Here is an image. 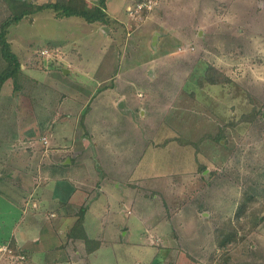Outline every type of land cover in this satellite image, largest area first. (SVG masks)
<instances>
[{"label":"rangeland","instance_id":"rangeland-1","mask_svg":"<svg viewBox=\"0 0 264 264\" xmlns=\"http://www.w3.org/2000/svg\"><path fill=\"white\" fill-rule=\"evenodd\" d=\"M229 1L159 0L135 21L126 10L133 0H105L115 19L111 28L77 16L59 18L51 9L10 28L28 79L26 92L15 91L14 98L12 82L0 92V244L12 238L33 192L15 176L31 142L41 134L60 142L85 140L96 130L94 138L114 134L119 149L105 157L96 148L87 158L104 191L88 195L85 224L92 236L104 233L103 246L88 261L68 249L67 257L56 256L59 264H189V256L214 264L223 251L239 264H264V110L240 131L226 124L247 106L235 86L264 109V0ZM9 14L0 0V21ZM237 29L246 33L240 35L244 46L227 42ZM250 30L259 34L257 43ZM44 44L51 45L49 57L42 54ZM196 62L199 70L187 80ZM208 63L231 83L201 87L197 78ZM6 65L0 55V72ZM220 126H226L222 142L200 141ZM246 190L257 197L239 219L246 229L221 247V233L238 228L235 211ZM6 257L13 258L0 246V264Z\"/></svg>","mask_w":264,"mask_h":264},{"label":"crops","instance_id":"crops-1","mask_svg":"<svg viewBox=\"0 0 264 264\" xmlns=\"http://www.w3.org/2000/svg\"><path fill=\"white\" fill-rule=\"evenodd\" d=\"M229 2L233 3L235 0H230ZM202 12L201 14H206L205 11ZM232 12L235 15V19L240 18L237 16L235 8ZM197 13L199 14V11ZM238 19H236V23L241 24ZM248 33L253 37L250 41L257 43L258 39H260L257 37L259 34H255L253 30H250ZM240 35H246V33L241 29L231 32L227 42L232 44L242 42L243 44H241L244 46L245 41L240 40ZM81 123L85 124V121L83 120ZM118 130H114V133H118ZM95 134L94 136L90 134L85 140H83V135L78 139L77 137H71V140L70 138H64L65 140L63 142L53 137L48 139L47 136L41 134L37 140L31 142L33 145L29 142L31 145L26 148V153H24V162L26 163H23L25 167H21L18 164L15 168V172L18 171L15 173V176L16 179L18 178L17 181H19V184L24 186L28 185L31 189L30 191L33 192L31 197L25 200L22 222L18 223L11 238L13 245L16 247L15 249H17L15 253L18 256L13 257L16 259L14 261L6 257L3 259L2 264H59L60 259L57 258L59 257L58 255L64 253L65 257H67L68 249L75 253L78 251V259L88 258V261L89 255L97 254L101 250L104 242V233L102 232L97 236H92L85 223L87 219L86 212L88 207L86 203L88 195L93 193L94 190L101 193L104 189L100 184V180L97 179L98 176L94 175L90 171L91 168L87 166V162L89 163L87 158L88 156L90 159L93 158V152L96 148H100L98 152L105 157L107 155L106 153L110 156H113L115 153L117 154L119 149L117 145L115 146L113 144L114 139L111 137L114 134H109L112 136L108 135V138H105V136L100 137L107 139L102 141L99 140L100 138H94L95 136L98 137L96 130ZM43 137L47 139L46 143L42 140ZM103 141L104 143H102ZM117 143L119 142L116 138L115 144ZM130 152L132 153L131 148L127 153H123L130 154ZM38 156H40L39 161ZM36 161H38L36 165L38 174L33 175L30 172H35V170H32L31 165L35 166ZM29 162L31 163L29 164ZM107 209L110 210V208ZM79 218L82 220L83 227L79 228L78 231H73V227ZM104 219H107L106 216ZM26 223L30 225L26 227ZM100 223L103 225L102 222ZM60 230L64 231L63 234H65L66 240L64 237H60ZM44 231L45 235L43 238ZM84 235L92 241H95L97 245L91 248L92 245L86 243L87 238ZM52 238H55L57 243H54V239ZM44 239L52 241V247L44 245ZM6 244H10V242ZM166 245L172 248L168 243L162 244L163 247ZM21 255L24 256V259L19 258ZM65 257L63 259H66ZM74 264L84 263L81 260L80 262H74Z\"/></svg>","mask_w":264,"mask_h":264},{"label":"trees","instance_id":"trees-1","mask_svg":"<svg viewBox=\"0 0 264 264\" xmlns=\"http://www.w3.org/2000/svg\"><path fill=\"white\" fill-rule=\"evenodd\" d=\"M5 3L8 5L10 9V14L3 18L0 21V55L3 59L7 62L5 68L0 72V92L5 82H12L13 85V98L15 91L20 90V92H26L24 84L25 81L28 79L27 74L24 73L22 64L18 54L12 49L11 43L9 41L8 35L10 32V28L14 25H17L21 22V20L25 17H31L32 14L43 10V9H51L56 17L64 18L68 16H77L82 19H85L88 22H100L101 25L113 27L115 20L111 16L106 13L104 3L105 0H99L100 6L97 4H91L87 0H43V1H35V0H4ZM140 0H133L132 4H136ZM156 7L154 8V10ZM49 44H44L40 48L46 49L50 47ZM56 60H50V64H54ZM201 64V63H200ZM198 62L193 69L190 70L187 76L188 79H194V75L196 72V68L199 70L198 66H200ZM206 67L203 68V73H199V77L197 78L198 83L201 85H205L206 83H213L214 85L220 84L221 82L224 83H231V80L224 75H222L217 67L212 65V63H208L205 65ZM116 75V74H115ZM114 76V75H113ZM24 81V82H23ZM28 82V81H27ZM24 86V87H23ZM107 88V86H106ZM237 88L236 94L244 95V104L247 105L241 114L240 117L235 116L236 114L229 116V119L226 124L233 127L234 129L240 131L242 128L247 127L250 125L257 116H263L262 105L252 96L250 93H241L239 87ZM20 93V94H21ZM255 103V104H254ZM251 104V105H250ZM225 128L226 126L219 127L217 134H205L201 140L204 138H212V140L216 142H222L225 137ZM173 139V138H171ZM183 142L185 144L191 143L190 140L184 139ZM199 169L201 170V178H207V175L204 174V171L207 169L206 166L200 165ZM243 200L238 204L237 209L235 211V217L238 219L237 227H232V230L226 229L221 233V241L219 240V245L221 247H225L232 241L237 240V230L238 229H246V226L239 222V219L246 214L248 210V203L251 201L256 200V195L252 194L248 190L244 192ZM261 219V218H260ZM264 219V216L262 217ZM236 226V225H235ZM82 220L79 218L74 227L73 231H78L79 228H82ZM85 236V235H84ZM86 237V236H85ZM87 238V237H86ZM87 244L92 245L91 248H94L97 243L92 241L91 239L87 238ZM10 242V244H6ZM7 242H3L0 246H6L7 250L9 251L10 255L14 257L16 255L15 249L16 247L13 245V241L10 239ZM94 245V246H93ZM169 249L168 247H164ZM224 253L221 254L219 257L217 255V259L214 264H239V261H235L231 252L223 251ZM189 256V255H188ZM257 253L252 254V257L255 258ZM192 259V263L189 264H199L201 262L199 259L190 257ZM13 259V258H12ZM254 261V260H253ZM252 261V262H253ZM256 261V260H255ZM197 262V263H196ZM257 264H260V261H256ZM202 264V263H200ZM244 264H249V261H246ZM255 264V262H254Z\"/></svg>","mask_w":264,"mask_h":264},{"label":"built area","instance_id":"built-area-1","mask_svg":"<svg viewBox=\"0 0 264 264\" xmlns=\"http://www.w3.org/2000/svg\"><path fill=\"white\" fill-rule=\"evenodd\" d=\"M159 5V0H140L134 5H130L127 8V12L129 15V18L135 21L140 20L145 13L152 12L154 8ZM131 24V23H130ZM42 54L50 56L49 49L42 50ZM45 143L47 142V139L43 137ZM5 249H7L6 246H3ZM22 259H24V256H21Z\"/></svg>","mask_w":264,"mask_h":264},{"label":"water","instance_id":"water-1","mask_svg":"<svg viewBox=\"0 0 264 264\" xmlns=\"http://www.w3.org/2000/svg\"><path fill=\"white\" fill-rule=\"evenodd\" d=\"M121 105H123V102L121 103Z\"/></svg>","mask_w":264,"mask_h":264}]
</instances>
